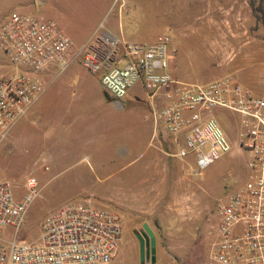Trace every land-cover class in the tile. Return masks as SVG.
Masks as SVG:
<instances>
[{
  "label": "rangeland",
  "instance_id": "1",
  "mask_svg": "<svg viewBox=\"0 0 264 264\" xmlns=\"http://www.w3.org/2000/svg\"><path fill=\"white\" fill-rule=\"evenodd\" d=\"M252 1L0 0V21L12 12L54 21L75 53L101 25L138 43L168 35L174 78L204 84L231 74L264 99V14ZM10 71L0 53V79ZM58 73L45 77V94L0 146V180L12 183L16 199L26 194L28 179L39 183L21 238L36 240L42 220L65 204L89 202L124 219L120 253L111 264H142L137 236L144 224L156 237L151 264H213L217 208L245 187L249 173L251 154L238 145V127L215 111L233 150L205 170L192 157L190 165L168 156L144 161L160 150L161 135H169L155 130L143 89L134 87L119 108L81 58Z\"/></svg>",
  "mask_w": 264,
  "mask_h": 264
},
{
  "label": "built area",
  "instance_id": "2",
  "mask_svg": "<svg viewBox=\"0 0 264 264\" xmlns=\"http://www.w3.org/2000/svg\"><path fill=\"white\" fill-rule=\"evenodd\" d=\"M172 45L168 35L138 43L101 25L75 53L74 43L56 22L10 13L0 21V53L11 68L0 79V146L45 94V77L63 73L79 58L90 74L101 77L119 108L139 85L153 106L155 130L163 128L176 147L170 157H192L200 171L233 150L214 116L223 111L233 128L238 127V145L251 160L245 187L217 208L211 260L264 264V99L231 74L204 84L174 78L169 73ZM25 189L23 198L16 199L12 183L0 180V264H111L118 258L123 217L89 202L65 204L42 220L36 240L21 238L40 195L34 178Z\"/></svg>",
  "mask_w": 264,
  "mask_h": 264
},
{
  "label": "water",
  "instance_id": "3",
  "mask_svg": "<svg viewBox=\"0 0 264 264\" xmlns=\"http://www.w3.org/2000/svg\"><path fill=\"white\" fill-rule=\"evenodd\" d=\"M140 243V254L142 264L156 262V237L148 224H144L143 230L137 236Z\"/></svg>",
  "mask_w": 264,
  "mask_h": 264
},
{
  "label": "crops",
  "instance_id": "4",
  "mask_svg": "<svg viewBox=\"0 0 264 264\" xmlns=\"http://www.w3.org/2000/svg\"><path fill=\"white\" fill-rule=\"evenodd\" d=\"M94 33V32H93ZM93 35V34H92ZM91 35V36H92ZM90 36V37H91ZM249 59H247L245 62H247V64L248 63H252V61L251 60H249ZM240 63H242V62H240ZM238 72H240V70L238 71ZM228 75H230V74H228ZM224 77V76H223ZM222 78V77H221ZM216 80L217 79H219V78H215ZM158 146L160 147L159 149V151H157L155 154H152L151 155V157L149 158V159H145L144 161H169V160H167L168 159V157H170V155L171 154H173V153H171V152H169V151H171V150H176V147L174 146V144H173V142H172V139L170 138V137H163L162 135H161V137H160V140H159V144H158ZM164 149V150H163ZM159 152V153H158ZM168 156V157H167ZM184 163H186V164H188V165H190V162L187 160V161H183Z\"/></svg>",
  "mask_w": 264,
  "mask_h": 264
},
{
  "label": "trees",
  "instance_id": "5",
  "mask_svg": "<svg viewBox=\"0 0 264 264\" xmlns=\"http://www.w3.org/2000/svg\"><path fill=\"white\" fill-rule=\"evenodd\" d=\"M257 2L260 5V11L264 14V8H263L264 1L263 0H254L251 2V5L254 7Z\"/></svg>",
  "mask_w": 264,
  "mask_h": 264
}]
</instances>
